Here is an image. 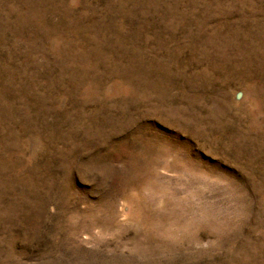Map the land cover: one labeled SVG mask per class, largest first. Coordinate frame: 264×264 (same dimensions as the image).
<instances>
[{"label": "rangeland", "instance_id": "1", "mask_svg": "<svg viewBox=\"0 0 264 264\" xmlns=\"http://www.w3.org/2000/svg\"><path fill=\"white\" fill-rule=\"evenodd\" d=\"M0 264H264V0H0Z\"/></svg>", "mask_w": 264, "mask_h": 264}]
</instances>
